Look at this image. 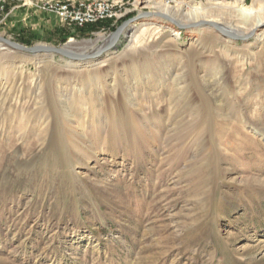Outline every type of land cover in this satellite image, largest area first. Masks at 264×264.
<instances>
[{
  "label": "rangeland",
  "instance_id": "rangeland-1",
  "mask_svg": "<svg viewBox=\"0 0 264 264\" xmlns=\"http://www.w3.org/2000/svg\"><path fill=\"white\" fill-rule=\"evenodd\" d=\"M121 3L94 29L33 6L0 15V38L79 53L138 16L90 60L0 41V264H264V29L196 34ZM176 74L212 86L182 97Z\"/></svg>",
  "mask_w": 264,
  "mask_h": 264
},
{
  "label": "bare ground",
  "instance_id": "bare-ground-1",
  "mask_svg": "<svg viewBox=\"0 0 264 264\" xmlns=\"http://www.w3.org/2000/svg\"><path fill=\"white\" fill-rule=\"evenodd\" d=\"M144 1L146 4H149L150 7H152L157 12L164 13V14L165 13L170 14V16H171L170 18H172L173 20L176 19L174 17L175 15H179L184 19V22L191 23L192 25H196V24L198 25L199 24V27L189 30V31H192L196 34L206 30L207 29L206 24H210V22H216V23L220 24L221 23L220 20H222L223 16L235 17L236 20L230 21V23L228 22L229 24L227 26L229 28L228 29L226 28L229 32H232L234 34H236V33L245 34V32L248 31L251 33H256V35L257 34L260 35L261 31L264 29V15L262 14V10H261V5L264 4V0H253L251 4H246V3H244L243 0H230V1L221 0V1H214V2L207 1L204 3L200 2V1H187V3L184 2L185 5L183 8L181 6H178V7L169 6L163 0H144ZM180 2L182 3L183 0H181ZM214 16H217L219 18H214ZM146 19L148 20V18H146ZM182 20H181V18H179V19H176L175 21H181L182 22ZM238 24L247 25V28L245 30H241L240 32H237L236 28H239L237 26ZM126 33H127V31H126ZM134 33H135V31L133 30L130 34L131 38L134 36ZM177 33L178 32H176V33L174 32V34H177ZM122 35H123V32H122ZM99 38L103 39V46L107 43L108 40L110 41V38L107 39V38H103L101 36ZM88 43H91V42L85 41L82 48H86L88 46ZM3 48H5V47L0 46V49H3ZM87 62H88V64H85V65H90L92 63V61H87ZM80 65H82V64H80ZM80 65H78V66H80ZM215 68H216L215 65H210V66H208V68H203L201 70H202V72H207V71H213V70H215ZM215 74H216V72H215ZM175 76H176V78H174L173 81H174V84L177 85V87L175 88L173 94L176 93V95H181L182 97L184 96V94L189 89H191L193 91L197 90V92H198V88H200V87L209 88V86H212L211 83H209L211 81L208 79L203 81V83H202V81L198 82L197 80H194V81L191 80L190 83L189 82L187 83L186 80L184 78H182L179 74H176ZM203 79H205V78H203ZM215 102H216V100H215ZM225 105L226 104L221 103V102L217 103V109L219 110L218 112L224 111L227 107ZM195 107H197V106H195ZM46 110H47L46 107L39 106L38 110L35 111L34 114L46 115L45 114ZM26 119H27V117H26Z\"/></svg>",
  "mask_w": 264,
  "mask_h": 264
},
{
  "label": "built area",
  "instance_id": "built-area-1",
  "mask_svg": "<svg viewBox=\"0 0 264 264\" xmlns=\"http://www.w3.org/2000/svg\"><path fill=\"white\" fill-rule=\"evenodd\" d=\"M122 5L121 0H0V15L15 7L33 6L63 23L83 28L106 21L114 25L126 12Z\"/></svg>",
  "mask_w": 264,
  "mask_h": 264
},
{
  "label": "water",
  "instance_id": "water-1",
  "mask_svg": "<svg viewBox=\"0 0 264 264\" xmlns=\"http://www.w3.org/2000/svg\"><path fill=\"white\" fill-rule=\"evenodd\" d=\"M152 14H154L155 16L162 17V18L169 20V21L175 23L176 25L180 26V24L178 22H176L175 20H173L172 18H170L168 15H166L164 13L156 12V13H152ZM137 18H138V16H135V17H132V18H129V19H126L125 21H123L111 33V35L109 37L110 41L108 43H106L104 46L100 47L98 50H96L94 52H90V53H79V52H74L72 50H69L66 47H56V46H48V45L22 46V45H19L17 43L6 40L4 38H0V41L2 43L6 44L7 46L11 47L14 50L25 52V53L35 54V53H39V52H44V53H48V54L59 55V56H62L64 58H67V59H70L73 61L90 60V59L96 58L97 56H99L103 52L107 51L108 49L116 47L117 43L123 37V35H122L123 30L125 28H127ZM210 25L216 31L222 33L223 35H225L227 37L234 38V39L248 38L252 34V33H249L248 35H246V37H242V36L236 35L232 32H229L227 29L218 25L215 22H210ZM127 33H128V30H127Z\"/></svg>",
  "mask_w": 264,
  "mask_h": 264
},
{
  "label": "trees",
  "instance_id": "trees-1",
  "mask_svg": "<svg viewBox=\"0 0 264 264\" xmlns=\"http://www.w3.org/2000/svg\"><path fill=\"white\" fill-rule=\"evenodd\" d=\"M105 23H108V22L106 21V22L97 23L95 25L87 26L86 29H94V28H97V27H99V26H101V25H103Z\"/></svg>",
  "mask_w": 264,
  "mask_h": 264
},
{
  "label": "crops",
  "instance_id": "crops-1",
  "mask_svg": "<svg viewBox=\"0 0 264 264\" xmlns=\"http://www.w3.org/2000/svg\"><path fill=\"white\" fill-rule=\"evenodd\" d=\"M9 7H12V5H10ZM27 9V8H26ZM32 10V9H31ZM33 11V10H32ZM41 13L40 14H43L44 12L43 11H41V10H39ZM46 13V12H45ZM47 14H49V13H47Z\"/></svg>",
  "mask_w": 264,
  "mask_h": 264
}]
</instances>
